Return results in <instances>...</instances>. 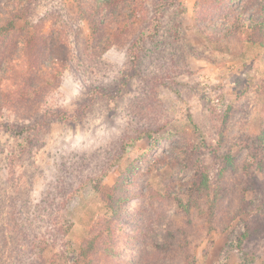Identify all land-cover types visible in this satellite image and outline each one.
<instances>
[{
    "label": "rangeland",
    "instance_id": "1",
    "mask_svg": "<svg viewBox=\"0 0 264 264\" xmlns=\"http://www.w3.org/2000/svg\"><path fill=\"white\" fill-rule=\"evenodd\" d=\"M134 1L140 13L126 0L103 15L130 20L106 52L112 30L95 40L81 14L93 0L32 1L0 42V264H264V49L244 36L255 0H176L136 73L133 43L161 0ZM26 3L0 0V11ZM34 25L49 46L33 77H62L19 104L9 93ZM89 97L83 120L53 116L74 117ZM122 189L117 258L84 259Z\"/></svg>",
    "mask_w": 264,
    "mask_h": 264
},
{
    "label": "trees",
    "instance_id": "2",
    "mask_svg": "<svg viewBox=\"0 0 264 264\" xmlns=\"http://www.w3.org/2000/svg\"><path fill=\"white\" fill-rule=\"evenodd\" d=\"M32 1L35 0H28V3L24 4L21 8H17L15 11H0V42H3L8 34L14 29L15 23L17 20H25V16H27V12L30 10H34L32 6ZM96 4V10L90 12L88 14V10H81V14H84V20H90V28L92 31V37L98 40V33L100 30H103L104 27L110 28L113 32V35L109 38V42L107 43L106 48L103 52H106L111 47L117 45L118 41L124 37L127 33V28L130 25V20H114L113 18H107L104 21L103 15L111 10L114 5H119V3L126 1V0H93ZM176 0H161L157 6L154 8V14L149 25L147 33L141 34L137 41L134 42L135 51L131 52L132 56V71L134 73L137 72V64L139 55L138 52H141L143 49V43L146 41H152L157 37L159 33V29L161 26V14L162 11L166 8H169L175 4ZM252 5H256L255 10V20H250L245 22L247 25L245 35L246 40L251 42L252 44H257L260 48L264 49V0H255ZM135 8V9H134ZM132 9L133 13H138L139 8L134 0H132ZM140 13V12H139ZM257 15V16H256ZM13 24V25H12ZM27 25H33L32 22H28ZM32 31L23 35V39L21 44L18 46L19 51V58L15 64V68H20L18 71L22 73V75L16 76L14 78V90L10 92L9 96L16 97V101L19 104H26L31 102V100H41L46 97L43 93L51 89L54 84L56 85L60 78L62 77V72L53 70H47L45 72V78L40 83L36 82V79L33 77L32 72L35 70H39V67L43 63V53L44 50L49 46L48 38L43 33V29L40 26L34 25ZM39 30H38V29ZM100 34V33H99ZM45 65L43 64V68ZM14 68V69H15ZM137 75V74H136ZM59 76V77H58ZM18 77V78H17ZM58 77V78H57ZM58 79L55 83L54 80ZM101 95V94H100ZM88 103L91 102V97ZM82 104L74 115V117L69 118L67 114L64 112H54L53 116L55 119L60 121H70V122H77L83 120L86 115L87 107L89 108L92 106L93 102L89 105ZM86 105V106H85ZM148 108V107H145ZM35 125L29 127L26 131L29 133L33 129L35 130ZM260 138V151L261 155L264 156V133L261 135ZM141 138L142 136L139 135ZM208 179L204 180L201 176V180H199V184H197V191H199L202 185H207ZM204 181V183H203ZM119 193V195H118ZM114 192L112 195L109 196V208L112 209L114 214H112L109 218L101 217L92 227V235L91 237L85 241L84 244L81 245L80 254L83 256L84 259L92 258L91 255L96 256L100 253L103 257L111 258L112 260L116 259L118 256V245L116 244V225L114 226L113 220L116 216V212L121 211L122 207L127 204L128 198L124 197L125 191L122 189L119 192ZM264 217V215H263ZM248 236V235H247ZM174 238V237H173ZM172 238V239H173ZM175 240V239H174ZM180 244L184 246V243H177L178 247ZM181 246V247H183ZM185 264H194L192 260L189 259V255H186L184 258Z\"/></svg>",
    "mask_w": 264,
    "mask_h": 264
}]
</instances>
